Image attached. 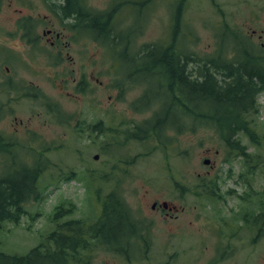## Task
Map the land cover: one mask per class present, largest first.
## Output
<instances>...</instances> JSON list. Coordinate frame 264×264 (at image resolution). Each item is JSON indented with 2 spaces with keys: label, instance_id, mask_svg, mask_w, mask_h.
<instances>
[{
  "label": "rangeland",
  "instance_id": "obj_1",
  "mask_svg": "<svg viewBox=\"0 0 264 264\" xmlns=\"http://www.w3.org/2000/svg\"><path fill=\"white\" fill-rule=\"evenodd\" d=\"M37 1L0 0V134L3 141H10L7 150L0 148V174L10 166L7 155L16 166L24 161L45 166L35 182L38 198L23 203L17 221L0 224V251L22 255L67 221L92 223L101 207L97 197L116 187L130 212H147L154 199L177 204L179 211L168 221L143 222L148 225L145 236L150 243L146 252L132 244L128 261L116 251L97 247L98 259H115L111 264H264V222L257 218L246 223L241 217L243 209L257 208L264 189V165L254 157L264 158V90L256 95V142L238 135L239 144L248 148L247 157L229 151L211 127L177 134L169 131L166 137L160 131L161 144L169 139L161 147L152 141L155 135L141 142L125 136L137 132L136 124L158 107V103L145 107L144 102L165 97L159 73L131 74L133 48L151 42L166 46L173 32L177 50L191 52L205 63L218 59L213 54L223 63L231 62L226 54L234 48L264 61V0H91L93 19L100 14L109 18L110 37H115L108 40L109 46L97 43L96 37L71 35L47 7V24L61 31L65 44L58 53L47 42L46 53L41 35L36 41L41 51L32 53L33 38L23 41L14 32V19L31 12L38 21L35 32L42 33L39 26L45 10L38 3L35 10L29 7ZM47 3L55 5L63 22L72 27L79 23L73 15H64L62 0ZM101 22L98 17L97 30ZM248 43L250 47L243 49ZM85 48L87 57L93 56L88 62L86 54H77ZM124 49L125 58L120 55ZM196 65L192 62L188 67ZM129 74L135 77L133 82L126 78ZM122 76L125 79L117 84L116 78ZM144 88L145 100L139 97ZM169 112L184 127L186 112L175 108ZM43 150L47 152L41 154ZM113 166L105 177L102 172ZM203 185L211 186L213 192L203 193ZM251 190L254 193L246 200ZM43 244L47 249L55 247L52 242Z\"/></svg>",
  "mask_w": 264,
  "mask_h": 264
},
{
  "label": "trees",
  "instance_id": "obj_2",
  "mask_svg": "<svg viewBox=\"0 0 264 264\" xmlns=\"http://www.w3.org/2000/svg\"><path fill=\"white\" fill-rule=\"evenodd\" d=\"M99 17L102 22L99 24L98 40L109 46L108 40L115 39L114 36L110 37L112 29H110V23H107L109 18L107 15ZM169 37L170 43L166 46L159 42L140 45L138 48H133L132 56H130L133 62L132 72L136 74L137 71L149 73L156 71L161 76L160 85L165 92V97L159 102V111L151 118L148 117V124L144 127V137L155 135L154 137L158 138L160 131L166 137L169 131H174L177 134L198 127H211L217 132L224 146L236 150L238 154L247 156L245 147L239 144L238 135L243 133L251 140H255V133H253L256 127L255 114L247 113L257 108V105H254V95L264 86L263 60H260L259 57H249L243 61L248 60L252 63L251 69L247 70L242 67L229 72L222 71L223 76L229 79L219 80L212 69H208L204 61H199L202 59L194 56L191 52L175 48L177 46L174 44L173 32ZM129 42L125 43V46H128ZM115 45H120V42L113 46ZM120 55L124 58L128 57L125 49ZM135 59H139L137 63ZM192 62L197 64V68L191 66L192 69H189L188 65ZM214 69L219 71L218 69L221 68L215 67ZM253 73L257 75V78L254 77L255 75L251 76ZM208 103L209 107H207ZM150 104L146 103L145 105ZM173 108L186 112L185 114L188 115L187 123L185 121L182 123L184 127L178 124L175 116L169 112ZM136 134L127 137H139ZM164 144L167 143L161 145ZM8 145V141L0 142V148L5 147L7 150ZM39 152L42 154L44 151ZM7 156L10 166L6 172L0 174V224L3 221H17L23 212V203L30 197L38 198L39 192L36 191L35 182L45 167L40 168L38 161L31 164L24 161L23 164L16 166L13 165L12 157ZM41 156L39 155V157ZM107 198L110 203L106 202L105 206L109 207L110 214L104 212L103 218L106 221H114L113 215L116 212L114 207L118 204L111 202L112 195ZM259 204L260 207H264V197L260 199ZM67 222L71 223V221ZM63 228H60L58 232H53L51 238L62 237L59 231ZM56 246L58 249L62 247L60 243H56ZM22 260L23 257L0 252L2 264H31L30 261L25 263ZM47 260L52 264L61 262L60 252L48 253Z\"/></svg>",
  "mask_w": 264,
  "mask_h": 264
},
{
  "label": "flooded vegetation",
  "instance_id": "obj_3",
  "mask_svg": "<svg viewBox=\"0 0 264 264\" xmlns=\"http://www.w3.org/2000/svg\"><path fill=\"white\" fill-rule=\"evenodd\" d=\"M63 4V13L64 15H73L74 20H76L77 24H75V28L72 27L71 24H67L66 22L62 21V15L59 14V11L55 8V5L52 6V3H47L48 0H38L34 4H29L30 10H35V6L37 3L41 5V7L44 8L45 13L42 16V20L40 25L43 22V25L39 26L40 31L42 33H39L36 31L37 19L33 18V14L31 12H28L26 14H21L17 19H14L16 28L14 32L20 33L21 38L23 41L24 38H27L31 36L32 43L35 44L34 46L31 45L29 48L32 53L37 52L38 50L41 51V48L38 46L37 42L40 41L39 36L43 35V38L45 40L44 47L45 51L47 53V42H49V46L53 49L54 52L61 53V45L65 44L63 42V39L61 38L62 33L61 31H58V28L55 26L52 27V25L47 24V7L50 16L52 18L56 19L57 21H60L62 23L61 26L63 28H68L71 30V35L77 36L79 33L80 35H86L92 36L97 38L98 43V33L99 30L96 29V23L97 19H93L94 15V9L90 5L91 0H62ZM20 9H18L19 11ZM64 20V19H63ZM85 23H80L84 22ZM70 26V27H69ZM95 30L97 33H95ZM83 32V33H82ZM37 41V42H36ZM95 41V42H96ZM94 52L95 49H93ZM97 50V49H96ZM52 51V50H51ZM52 51V52H53ZM53 52V53H54ZM89 53L88 49H81L78 50L79 55L86 54L85 62H88V59L92 58L87 57V54ZM15 55V54H13ZM55 55V53L53 54ZM67 57L71 60H73V56L69 55V51L66 52ZM55 57H57L55 55ZM243 57L241 53L238 55V57L235 58L234 61H231L229 63H223V61H219L218 63L215 62L219 67H222V69L226 71H233L235 68H245V69H251L252 63L248 62V60L243 61ZM96 61V58H95ZM239 62V63H238ZM47 64V61H46ZM8 67H6L7 70ZM256 73V72H255ZM255 73L251 74V76H254ZM257 78V75L254 76ZM19 89V88H18ZM13 91V89H9L7 91ZM17 90V89H15ZM34 97L36 95H33ZM4 102V101H2ZM4 106V104H3ZM3 135L0 134V139L2 140ZM116 203V202H115ZM125 203V202H124ZM179 204V203H178ZM128 206L126 205H118L115 206V213L113 215V219L115 222H107V225H92L90 223H64L65 227L62 231V237L60 238H48V239H39L37 243L33 244L29 249L26 251V254L20 256L23 257V262H29L31 264H38L40 261L45 264L47 262V250H52L51 248H48L43 244L45 242H52L53 245H56V243H60L62 247L60 249L54 248L52 252L59 251L61 255V262H55L53 264H111L115 259H98L97 258V247H101L104 250L107 251H116L121 254V256L124 258V260H131L130 259V253L133 246H136L135 248H139L141 251L144 250L146 252L148 250V245L150 244L149 241L146 238V230L148 231L147 226L150 225V222H153L154 218L160 219V220H169L173 219L177 216V212L179 211L178 205L171 203L169 204L166 200H161L160 202L157 199H154L152 202H150L148 206L147 212L140 211L136 214H132L128 211ZM130 209V208H129ZM108 214H110L109 211H107ZM149 223L146 227L143 226V222ZM92 225V226H91ZM70 227V228H68ZM146 228V230H145ZM134 248V249H135ZM128 260V261H129ZM19 262V261H18ZM19 264V263H18Z\"/></svg>",
  "mask_w": 264,
  "mask_h": 264
},
{
  "label": "water",
  "instance_id": "obj_4",
  "mask_svg": "<svg viewBox=\"0 0 264 264\" xmlns=\"http://www.w3.org/2000/svg\"><path fill=\"white\" fill-rule=\"evenodd\" d=\"M96 156H97V155H95V157H96ZM204 162H205V163H207V162H208V160H207V159H204Z\"/></svg>",
  "mask_w": 264,
  "mask_h": 264
}]
</instances>
